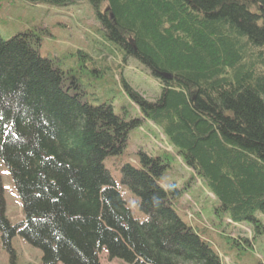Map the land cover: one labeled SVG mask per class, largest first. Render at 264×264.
<instances>
[{
    "label": "trees",
    "instance_id": "obj_1",
    "mask_svg": "<svg viewBox=\"0 0 264 264\" xmlns=\"http://www.w3.org/2000/svg\"><path fill=\"white\" fill-rule=\"evenodd\" d=\"M89 1L109 46L143 65L161 96L148 101L121 76L139 113L128 121L112 105L83 101L76 82L71 93L32 35L0 34V160L24 214L11 224L0 176L3 245L11 249L19 235L42 251L43 264H101L104 249L124 264H223L209 230L242 247L249 242L230 238L231 225L264 233V0ZM146 122L214 196L210 222L180 217L183 190L163 188L164 159L142 151L139 167L121 172L147 219L128 208L105 161Z\"/></svg>",
    "mask_w": 264,
    "mask_h": 264
},
{
    "label": "rangeland",
    "instance_id": "obj_2",
    "mask_svg": "<svg viewBox=\"0 0 264 264\" xmlns=\"http://www.w3.org/2000/svg\"><path fill=\"white\" fill-rule=\"evenodd\" d=\"M101 29L96 10L89 0H0V34L4 40L9 41L20 34L32 35L30 40L34 49L64 72L67 79L65 84L70 85L71 93L75 92L71 84L76 82L81 92L85 93L83 101L92 105H112L117 115L128 114V121L136 119L139 115L136 106L119 87L121 76L151 102L161 96V84L136 60L128 59L125 63L123 54L109 46ZM101 47L106 49L102 50ZM86 55L91 56L92 60ZM94 62L103 63L108 67V72L100 73ZM141 151L154 158L164 159L166 168L158 179L163 188L175 185L177 189L183 190L175 208L180 217L188 224L196 223L200 215L195 205L191 208V198L200 210H205L202 211L206 223L210 222L214 197L209 194L205 184L194 178L193 172L183 164L167 139L147 122L130 132L122 154L105 161L107 170L134 217L140 221L147 219L139 210L138 198L122 184L121 168L126 164L139 167ZM0 176L5 189L7 217L12 225H20L24 221L23 208L11 173L1 160ZM189 212L196 213V218L188 220ZM258 218L264 226V214H259ZM248 225H231L227 231L230 238H236L240 243L247 240V247L234 245L230 239H218L215 232L208 231L210 234L207 238L216 242L223 264H264V233L261 236L255 234V237L253 227ZM42 258V251L19 235L12 240L11 249L3 245L0 237V264H43ZM100 258L101 264H124L118 259L110 261L106 249Z\"/></svg>",
    "mask_w": 264,
    "mask_h": 264
},
{
    "label": "water",
    "instance_id": "obj_3",
    "mask_svg": "<svg viewBox=\"0 0 264 264\" xmlns=\"http://www.w3.org/2000/svg\"><path fill=\"white\" fill-rule=\"evenodd\" d=\"M109 10H110V8H107V9L104 11V13H107ZM112 17H113V16H111V18H112ZM161 77H162V78H165V79H170V77H169L168 75H165V74H162Z\"/></svg>",
    "mask_w": 264,
    "mask_h": 264
},
{
    "label": "bare ground",
    "instance_id": "obj_4",
    "mask_svg": "<svg viewBox=\"0 0 264 264\" xmlns=\"http://www.w3.org/2000/svg\"><path fill=\"white\" fill-rule=\"evenodd\" d=\"M93 63V62H92ZM93 65V64H92ZM95 65V64H94ZM99 70V69H98Z\"/></svg>",
    "mask_w": 264,
    "mask_h": 264
},
{
    "label": "flooded vegetation",
    "instance_id": "obj_5",
    "mask_svg": "<svg viewBox=\"0 0 264 264\" xmlns=\"http://www.w3.org/2000/svg\"><path fill=\"white\" fill-rule=\"evenodd\" d=\"M105 15V14H104Z\"/></svg>",
    "mask_w": 264,
    "mask_h": 264
}]
</instances>
